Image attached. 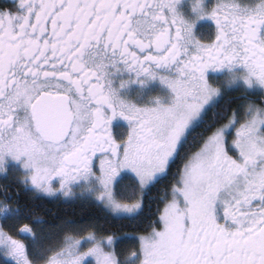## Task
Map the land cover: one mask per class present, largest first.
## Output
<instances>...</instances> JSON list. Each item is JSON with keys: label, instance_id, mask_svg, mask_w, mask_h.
Segmentation results:
<instances>
[{"label": "snow or ice", "instance_id": "snow-or-ice-1", "mask_svg": "<svg viewBox=\"0 0 264 264\" xmlns=\"http://www.w3.org/2000/svg\"><path fill=\"white\" fill-rule=\"evenodd\" d=\"M0 264H264V0H3Z\"/></svg>", "mask_w": 264, "mask_h": 264}, {"label": "trees", "instance_id": "trees-1", "mask_svg": "<svg viewBox=\"0 0 264 264\" xmlns=\"http://www.w3.org/2000/svg\"><path fill=\"white\" fill-rule=\"evenodd\" d=\"M94 212L95 209L85 202L48 203L46 205V214L55 213L57 217L87 219Z\"/></svg>", "mask_w": 264, "mask_h": 264}, {"label": "flooded vegetation", "instance_id": "flooded-vegetation-1", "mask_svg": "<svg viewBox=\"0 0 264 264\" xmlns=\"http://www.w3.org/2000/svg\"><path fill=\"white\" fill-rule=\"evenodd\" d=\"M3 3V0H0V4H2Z\"/></svg>", "mask_w": 264, "mask_h": 264}]
</instances>
